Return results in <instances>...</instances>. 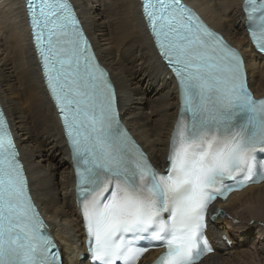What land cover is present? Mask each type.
<instances>
[{
    "label": "snow or ice",
    "instance_id": "1",
    "mask_svg": "<svg viewBox=\"0 0 264 264\" xmlns=\"http://www.w3.org/2000/svg\"><path fill=\"white\" fill-rule=\"evenodd\" d=\"M48 87L76 156L79 203L94 264H196L217 195L253 179L264 150V99L246 86L240 54L180 0H144V13L180 90L166 172L158 171L119 121L107 72L91 53L68 0H28ZM251 35L264 50V0H246ZM264 179V169L259 174ZM0 264H60L59 249L28 192L0 111Z\"/></svg>",
    "mask_w": 264,
    "mask_h": 264
},
{
    "label": "bare ground",
    "instance_id": "2",
    "mask_svg": "<svg viewBox=\"0 0 264 264\" xmlns=\"http://www.w3.org/2000/svg\"><path fill=\"white\" fill-rule=\"evenodd\" d=\"M73 1L116 84L121 117L164 168L178 115V88L148 30L141 0ZM186 1L244 52L249 84L263 96L264 55L251 45L243 0ZM0 100L33 196L62 247L65 264H88L79 257L85 251L84 233L70 150L32 43L24 0H0ZM223 208L228 219L211 225V233L225 232L234 244L219 241L217 251L199 264H264V183L232 194ZM159 252H149L143 262Z\"/></svg>",
    "mask_w": 264,
    "mask_h": 264
},
{
    "label": "rangeland",
    "instance_id": "3",
    "mask_svg": "<svg viewBox=\"0 0 264 264\" xmlns=\"http://www.w3.org/2000/svg\"><path fill=\"white\" fill-rule=\"evenodd\" d=\"M251 245V244H250ZM250 245H249V247H250Z\"/></svg>",
    "mask_w": 264,
    "mask_h": 264
}]
</instances>
